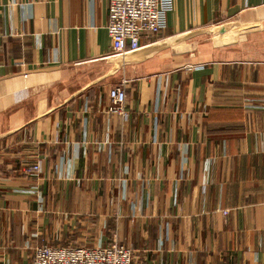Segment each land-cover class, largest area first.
<instances>
[{"label":"crops","instance_id":"obj_1","mask_svg":"<svg viewBox=\"0 0 264 264\" xmlns=\"http://www.w3.org/2000/svg\"><path fill=\"white\" fill-rule=\"evenodd\" d=\"M108 4L0 0V264H264V0H173L122 56Z\"/></svg>","mask_w":264,"mask_h":264},{"label":"built area","instance_id":"obj_2","mask_svg":"<svg viewBox=\"0 0 264 264\" xmlns=\"http://www.w3.org/2000/svg\"><path fill=\"white\" fill-rule=\"evenodd\" d=\"M106 30L110 39V53L122 56L139 49L140 38L159 34L166 27V14L173 0H108ZM107 112L121 115L126 100L125 88L109 90ZM32 170L38 171V165ZM132 250L117 241L106 246H49L34 249L32 264H131Z\"/></svg>","mask_w":264,"mask_h":264}]
</instances>
